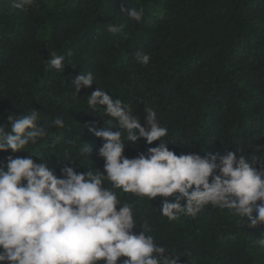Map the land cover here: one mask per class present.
Returning a JSON list of instances; mask_svg holds the SVG:
<instances>
[{
    "label": "trees",
    "instance_id": "obj_1",
    "mask_svg": "<svg viewBox=\"0 0 264 264\" xmlns=\"http://www.w3.org/2000/svg\"><path fill=\"white\" fill-rule=\"evenodd\" d=\"M121 8L142 9V21ZM109 24L121 31L109 33ZM50 51L65 56L63 73L46 62ZM138 52L150 55L147 65L136 61ZM89 71L92 88L76 95L72 79ZM98 87L130 104L145 128L147 110L154 111L177 155L243 149L264 169V0H35L26 10L0 0V126L9 127L8 115L36 109L49 133L14 155L44 160L57 175L65 163L103 172V142L87 129L112 119L102 106L93 111L87 104ZM57 118L64 128L54 126ZM158 144L141 140L124 155L131 159ZM9 155L0 153V161ZM115 191L132 205L133 231L147 220L146 234L178 264H193V257L195 264H264V246L254 243L264 238V225L250 228L247 218L211 205L194 218L169 221L159 210L162 197Z\"/></svg>",
    "mask_w": 264,
    "mask_h": 264
},
{
    "label": "clouds",
    "instance_id": "obj_2",
    "mask_svg": "<svg viewBox=\"0 0 264 264\" xmlns=\"http://www.w3.org/2000/svg\"><path fill=\"white\" fill-rule=\"evenodd\" d=\"M34 3L15 0V7L26 10ZM121 11L136 22L143 19L142 9ZM107 31L116 34L121 26L109 24ZM135 59L147 65L151 57L138 52ZM46 62L57 72L66 68L65 56L52 51ZM93 84L89 71L73 78L71 86L79 95ZM87 97L89 108L95 111L102 106L112 118L107 127L87 124L88 131L103 142L98 151L103 172L91 168L80 172L65 163L57 175L44 160L37 163L32 155H14L49 135L36 109L27 115H8L9 127L0 126V153H13L0 161V264H178L179 257L146 234L150 231L147 220L140 231H133L137 223L132 205L122 202L116 189L149 200L162 197L159 210L169 221L182 214L194 218L211 205L247 218L250 228L264 225V169H257V160L246 157L243 149L177 155L162 139L168 129L151 109L145 128L130 104L101 88ZM53 124L65 127L60 118ZM141 140L159 144L134 158L126 157V146ZM254 243L264 246V238Z\"/></svg>",
    "mask_w": 264,
    "mask_h": 264
}]
</instances>
